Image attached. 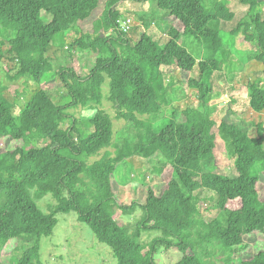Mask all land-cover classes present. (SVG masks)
I'll return each mask as SVG.
<instances>
[{
	"label": "trees",
	"instance_id": "16d2710c",
	"mask_svg": "<svg viewBox=\"0 0 264 264\" xmlns=\"http://www.w3.org/2000/svg\"><path fill=\"white\" fill-rule=\"evenodd\" d=\"M127 1L157 3L171 23L162 46L148 33L137 40L132 25L123 29L127 18L119 6ZM101 2L0 0V67L11 82H32L18 114L8 86L0 87V139L21 142L0 152V264H44L43 238L54 234L58 214L72 212L113 251L117 264H158V254L171 249L179 252L177 264H264V249L246 260L238 257L251 246L248 237H264V83L257 78L247 84L253 135L230 122L231 111L218 123L210 108L215 83H230L222 68L232 51L223 28L235 19L228 0H107L93 33L68 44L67 35L82 30ZM240 2L248 7L247 19L228 34L253 49L249 59L264 77V0ZM190 39L203 45V59L182 45ZM66 46L96 55L89 75L77 66L55 70L51 51ZM53 79L66 104L49 95L45 85ZM106 79L107 100L117 119L135 127L134 142L115 141L113 119L104 110L83 122L69 112L102 105ZM175 79L187 84L196 104L170 105ZM166 108L171 113L163 117ZM224 147L234 156L235 175L205 168ZM135 156L160 162L157 175L170 167L172 177L160 193L142 188L137 199L123 204L124 190L114 176ZM204 192L216 199L221 218H203L197 201ZM46 195L56 201L49 212L36 202ZM138 209L143 215L133 230L115 218ZM149 232L162 235L143 244L142 234ZM17 240L32 243L5 262L4 249Z\"/></svg>",
	"mask_w": 264,
	"mask_h": 264
},
{
	"label": "rangeland",
	"instance_id": "374dc122",
	"mask_svg": "<svg viewBox=\"0 0 264 264\" xmlns=\"http://www.w3.org/2000/svg\"><path fill=\"white\" fill-rule=\"evenodd\" d=\"M102 0L100 7L95 11L94 15L82 25V30L72 31L67 35V43L71 44L76 39L82 37L84 34L93 33V25L97 18H99L105 10V2ZM211 2V0H207ZM211 5V4H208ZM228 7L235 12V19L232 24L224 27L223 34L226 46H230L232 51L229 58L224 61L222 68L225 74L230 79V83L224 84L223 81L215 83L214 93L210 103L212 117L218 123L231 111L232 115L230 122L239 126L241 129L247 130L253 135L254 126L247 118L250 114V91L247 84L255 79H260L261 84L264 83V77L261 72L258 76L255 74L254 64L249 56L254 52L248 45L241 43L239 38H235V41L229 36L228 33L237 26L238 22L242 19H247L248 7L241 4L240 0H228ZM119 9L123 13V17L132 20L133 29H135V36L137 40L141 38L144 33H148L160 45L164 44V38L170 28L171 23L165 20L166 15L162 14L158 9L155 2H138L127 1L119 6ZM264 11V9H263ZM45 14V13H44ZM47 20L46 22H48ZM124 21V20H123ZM132 35V33H130ZM3 33L0 32V41L3 39ZM183 46L188 48L195 57L203 59L204 47L197 44L193 39L186 40L182 43ZM53 59V65L55 70L61 67H74L81 68L82 75L85 77L94 68L96 62V55L90 51L81 49L71 50L69 46H66L62 52H56L54 54L51 51ZM76 59L78 62L75 63ZM168 74L169 70L166 71ZM6 71L0 67V87L8 86L10 95L15 98V113L18 114L22 106L26 103L27 97L31 91L32 82L26 79L22 81L11 82L6 78ZM171 78H167V81ZM48 84V83H47ZM173 86L170 89V105L183 107L185 102H192L196 104L195 96L188 89L186 83H181L175 79L172 83ZM49 95L51 96L55 104H66L68 99L62 97V88L59 86L56 79H53L48 85ZM236 90L232 91V89ZM110 83L109 79L103 86L104 99L102 105H93L92 109L79 107L73 108L69 112L82 122L90 120L98 110H104L108 113L114 122L115 127V141L119 144H123L124 141L129 140L134 142L136 138V129L132 124L119 120L116 118L117 111L112 104L107 100L109 95ZM91 107V106H89ZM170 109L166 108L163 112V117L169 116ZM81 128L85 129V125L81 124ZM230 141L231 139L228 138ZM49 140H42L41 145H45ZM21 145L20 141H15L9 137L0 139V152H6L13 150ZM100 156L94 157L98 159ZM162 164L158 161H148L143 156H135L129 161H126L120 165L114 176V183L116 187H123V194L120 195L121 202L123 204H130L133 200L137 199L141 195L142 188L146 189L149 186L153 187L157 193H160L164 189L163 181H168L172 177L170 167L164 168L163 175L155 174V168L161 167ZM221 169L225 175H235V163L234 156L231 154L228 148L218 150V154L212 163H206V170L214 168ZM262 182H264V176H261ZM38 206L44 212H49L50 208L56 203L55 199L51 195H46L40 200H36ZM216 199L211 194L204 192L202 199L199 198L197 205L203 218H221L219 209L217 208ZM143 215L142 210L138 209L134 215L123 216L116 214L115 218L118 221H122L125 225L133 230L136 224L139 222ZM58 225L54 230V234L50 237L43 238L41 260L44 264H117V260L114 257L113 251L98 241L91 229L77 220V214L72 212L70 214H58ZM160 232L143 233L141 241L143 244H148L154 238L161 236ZM250 243V247L240 254L238 257L243 259L251 258L256 252L264 249V237L261 235H252L247 238ZM31 242V241H30ZM32 243V242H31ZM31 243H28L31 244ZM22 241H14L9 244L4 250L6 257L5 262H10L12 258L19 257L23 252V247H27ZM180 259V255L177 249L162 250L157 256L158 264H177Z\"/></svg>",
	"mask_w": 264,
	"mask_h": 264
},
{
	"label": "built area",
	"instance_id": "2783aa9c",
	"mask_svg": "<svg viewBox=\"0 0 264 264\" xmlns=\"http://www.w3.org/2000/svg\"><path fill=\"white\" fill-rule=\"evenodd\" d=\"M131 24H132V20L131 19H127L126 21L122 22V27L123 29L128 32L129 29L131 28Z\"/></svg>",
	"mask_w": 264,
	"mask_h": 264
}]
</instances>
